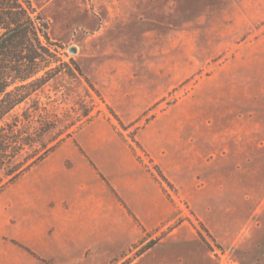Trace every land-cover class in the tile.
I'll use <instances>...</instances> for the list:
<instances>
[{
  "label": "crops",
  "instance_id": "obj_1",
  "mask_svg": "<svg viewBox=\"0 0 264 264\" xmlns=\"http://www.w3.org/2000/svg\"><path fill=\"white\" fill-rule=\"evenodd\" d=\"M186 4L136 7L117 28H103L100 37L118 45L103 43L88 72L123 121L136 120L183 79L178 67L174 71L152 58L168 57L174 66L178 41L183 53V41L199 39L196 26L227 25L237 18L230 7L218 11L212 4ZM240 19L235 23L254 22ZM160 42L167 44L159 48ZM176 115L174 128L165 113L143 126L137 134L142 147L130 143L113 122L95 118L21 175L14 193L1 199V234L22 245L14 246L20 256L15 264H111L152 232L175 223L182 213L141 150L193 203L200 192L197 180L226 176L233 146H200L199 135L185 134ZM208 226L219 232L217 225ZM169 236L133 264H177L181 258L180 264H193L195 228L179 221Z\"/></svg>",
  "mask_w": 264,
  "mask_h": 264
},
{
  "label": "rangeland",
  "instance_id": "obj_2",
  "mask_svg": "<svg viewBox=\"0 0 264 264\" xmlns=\"http://www.w3.org/2000/svg\"><path fill=\"white\" fill-rule=\"evenodd\" d=\"M32 1L48 20L52 39L62 44L64 60L73 58L82 70V74L76 70L60 73L36 95L58 118L49 138L59 130L75 132L81 128L87 123L81 122L88 110L91 120L104 118L113 122L121 135L140 147V129L165 113L171 115L165 119L173 128L176 125L171 119L178 114L184 133L198 134L200 146L231 144L235 150L230 154L226 176L197 180L200 192L194 203L162 178L169 198L182 215L166 230L152 232L151 238L135 244L111 264H133L159 240L172 239L169 234L179 221L193 226L197 233L193 264H264V0H183L193 7L212 4L218 11L219 7H230L231 16L237 18L227 25L196 26L199 39L183 41V53L178 41L174 66L168 57L152 58L154 64L178 67L183 79L131 122L119 117L89 75V66L95 64L103 43L108 47L118 45V41L100 35L103 28H117L129 20L132 14L128 12H137L136 7H157L177 0ZM239 18L254 22L235 23ZM149 43L153 46V42ZM160 44L159 48L167 43ZM29 104L27 101L19 105L7 119L21 114ZM141 152L147 164L159 172L148 154ZM14 184L15 181L0 192V264H15L20 256L14 246H22L1 234V199L14 193ZM207 221L217 225L219 232H214ZM183 264H189L188 260Z\"/></svg>",
  "mask_w": 264,
  "mask_h": 264
},
{
  "label": "trees",
  "instance_id": "obj_3",
  "mask_svg": "<svg viewBox=\"0 0 264 264\" xmlns=\"http://www.w3.org/2000/svg\"><path fill=\"white\" fill-rule=\"evenodd\" d=\"M62 49L32 0H0V192L74 133L59 130L49 138L58 118L36 98L60 73L82 74L76 60H64ZM27 101L21 114L7 119ZM84 116L82 124L92 118L88 110Z\"/></svg>",
  "mask_w": 264,
  "mask_h": 264
},
{
  "label": "water",
  "instance_id": "obj_4",
  "mask_svg": "<svg viewBox=\"0 0 264 264\" xmlns=\"http://www.w3.org/2000/svg\"><path fill=\"white\" fill-rule=\"evenodd\" d=\"M74 48H72V50H73Z\"/></svg>",
  "mask_w": 264,
  "mask_h": 264
}]
</instances>
